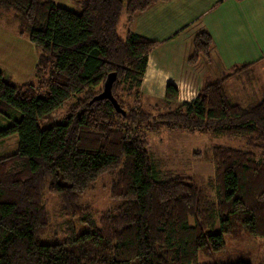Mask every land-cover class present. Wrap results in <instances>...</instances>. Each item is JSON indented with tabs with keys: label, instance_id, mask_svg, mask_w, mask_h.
<instances>
[{
	"label": "trees",
	"instance_id": "16d2710c",
	"mask_svg": "<svg viewBox=\"0 0 264 264\" xmlns=\"http://www.w3.org/2000/svg\"><path fill=\"white\" fill-rule=\"evenodd\" d=\"M165 1L78 0L74 11L54 0H0V18L11 13L39 52L37 84H16L0 69V115L14 120L0 141L19 137L17 151L0 157V264H201L199 256L226 251V236L264 240V92L235 104L224 90L230 75H222L181 104L168 85L166 111L143 102L148 56L159 44L134 33L123 39L118 28L124 13L131 21ZM212 44L199 33L190 64L209 60ZM114 73L112 95L125 114L95 100ZM70 101L62 121L39 124ZM160 125L244 139L247 150L213 148L215 201L189 178L156 168L147 138ZM105 174L118 206L96 220L79 198ZM46 194L60 201L58 230ZM53 230L63 240L46 243Z\"/></svg>",
	"mask_w": 264,
	"mask_h": 264
},
{
	"label": "crops",
	"instance_id": "0c3cea01",
	"mask_svg": "<svg viewBox=\"0 0 264 264\" xmlns=\"http://www.w3.org/2000/svg\"><path fill=\"white\" fill-rule=\"evenodd\" d=\"M122 19L121 38L134 33L159 44L148 56L142 80L141 95L146 101H165L167 86L172 84L178 91L177 104L191 102L206 84L230 75L224 90L240 105L239 77L255 76L264 63V0H169L131 21L127 16ZM202 32L213 41L210 59L201 57L190 64L195 37ZM261 91L263 95L264 87Z\"/></svg>",
	"mask_w": 264,
	"mask_h": 264
},
{
	"label": "rangeland",
	"instance_id": "374dc122",
	"mask_svg": "<svg viewBox=\"0 0 264 264\" xmlns=\"http://www.w3.org/2000/svg\"><path fill=\"white\" fill-rule=\"evenodd\" d=\"M55 3L70 10L79 11L78 0H54ZM124 13L122 17H125ZM124 22V19H122ZM123 25V23H122ZM18 23L13 20L9 13L0 18V69L16 84H37L35 69L39 60V52L29 41L28 36L18 34ZM122 36V32H120ZM237 84V92L240 98L237 103L249 105L262 95L261 88L264 87V63L258 67L255 76L241 75ZM75 101V100H74ZM147 110L157 113V107L166 111V103L161 100H143ZM235 103V102H234ZM73 101L63 104L59 109L44 118L39 119L42 127L62 121ZM20 114L17 113V117ZM14 120L0 115V129L11 125ZM160 131L148 134L147 150L154 160L156 168L162 173H174L189 178L203 193L211 200L217 199V189L213 185L214 165L212 163V151L214 147L223 146L235 149L247 150L246 142L242 137H228L221 133H189L185 131L168 130L165 125H160ZM19 137L12 135L0 142V157L12 155L18 149ZM256 157L260 159L261 153L254 150ZM194 153H200L195 156ZM114 177L105 174L94 184V186L82 194L79 198L84 207L92 211L93 218H98L106 212L115 211L118 203L110 197L111 186ZM47 208L53 217V228L58 230L59 225L64 223V218L59 212L60 201L58 197L46 194ZM77 233L83 231V227L76 223ZM48 234L44 241L46 243L63 240V234ZM244 232V231H243ZM227 249L213 256H199V263L216 262L227 264L241 257L251 264H264V240L251 237L244 232L239 238L226 236Z\"/></svg>",
	"mask_w": 264,
	"mask_h": 264
},
{
	"label": "water",
	"instance_id": "95a60500",
	"mask_svg": "<svg viewBox=\"0 0 264 264\" xmlns=\"http://www.w3.org/2000/svg\"><path fill=\"white\" fill-rule=\"evenodd\" d=\"M116 77H117L116 73L108 76V78L105 82V85H104L103 92L100 95H98L97 97H95V100L107 99L113 103V105L115 106L116 110L119 113L125 114V111L121 108V106L118 104L117 100L112 95V86H113L114 82L116 81Z\"/></svg>",
	"mask_w": 264,
	"mask_h": 264
}]
</instances>
